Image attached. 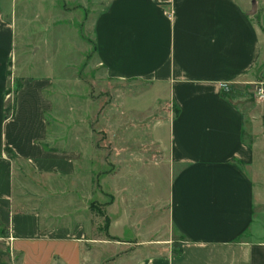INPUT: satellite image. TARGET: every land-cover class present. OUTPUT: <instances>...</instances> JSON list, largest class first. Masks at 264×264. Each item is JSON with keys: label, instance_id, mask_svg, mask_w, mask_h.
Wrapping results in <instances>:
<instances>
[{"label": "crops", "instance_id": "1", "mask_svg": "<svg viewBox=\"0 0 264 264\" xmlns=\"http://www.w3.org/2000/svg\"><path fill=\"white\" fill-rule=\"evenodd\" d=\"M100 3L89 23L96 67L112 79L148 83L167 106L158 164L169 165L170 175L165 195L152 205L159 227L154 237L124 249L128 242L85 241L81 223L43 227L41 211L19 208L20 170L74 176L83 142L64 148L63 130L50 123L64 120L48 92L51 81L18 73L15 30L0 12V224L12 238L5 242L11 258L16 264H99V256L106 264H264V228L258 229L264 99L251 101L246 93L264 84V0ZM109 235L119 238L111 227Z\"/></svg>", "mask_w": 264, "mask_h": 264}, {"label": "rangeland", "instance_id": "2", "mask_svg": "<svg viewBox=\"0 0 264 264\" xmlns=\"http://www.w3.org/2000/svg\"><path fill=\"white\" fill-rule=\"evenodd\" d=\"M100 8V0H0V12L15 30L18 73L51 81L48 92L64 119L50 122L51 127L63 130L61 139L69 151L77 138L83 142L82 165L74 176L40 178L20 170L15 202L24 210L41 211L43 227L81 223L85 241L101 245L120 240L129 243L124 249H133L154 237L159 227L152 205L165 195L170 175L169 165L158 164L163 159L158 143L168 135L163 125L167 106L158 103L148 83L112 79L96 67L89 23ZM15 80L18 84L19 78ZM256 87L246 90L248 100L256 101ZM168 109L172 114V107ZM112 194L116 202L111 210ZM258 222L261 232L264 213ZM110 227L120 239L109 235ZM162 227H169L165 220ZM5 242H0L5 252L1 262L16 264L18 258H11ZM104 258L99 256V264L107 263Z\"/></svg>", "mask_w": 264, "mask_h": 264}, {"label": "built area", "instance_id": "3", "mask_svg": "<svg viewBox=\"0 0 264 264\" xmlns=\"http://www.w3.org/2000/svg\"><path fill=\"white\" fill-rule=\"evenodd\" d=\"M255 96L258 99H264V84H262V83L257 84L256 90H255ZM8 97H9V95H7V98ZM11 113H12V111H11ZM4 240L8 241V243H9L12 240V238L10 236H7L6 238H4ZM10 250H11V246H10Z\"/></svg>", "mask_w": 264, "mask_h": 264}, {"label": "trees", "instance_id": "4", "mask_svg": "<svg viewBox=\"0 0 264 264\" xmlns=\"http://www.w3.org/2000/svg\"><path fill=\"white\" fill-rule=\"evenodd\" d=\"M11 106L9 105L6 110V117L11 116ZM8 236V230H6L1 224H0V238H6ZM0 255H4V253L0 250ZM1 264V263H0Z\"/></svg>", "mask_w": 264, "mask_h": 264}]
</instances>
